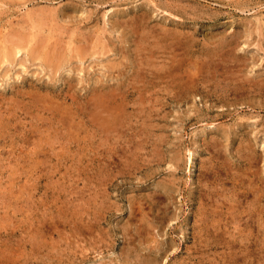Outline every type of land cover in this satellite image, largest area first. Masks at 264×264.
<instances>
[{
    "label": "rangeland",
    "instance_id": "obj_1",
    "mask_svg": "<svg viewBox=\"0 0 264 264\" xmlns=\"http://www.w3.org/2000/svg\"><path fill=\"white\" fill-rule=\"evenodd\" d=\"M0 264H264V0H0Z\"/></svg>",
    "mask_w": 264,
    "mask_h": 264
},
{
    "label": "bare ground",
    "instance_id": "obj_2",
    "mask_svg": "<svg viewBox=\"0 0 264 264\" xmlns=\"http://www.w3.org/2000/svg\"><path fill=\"white\" fill-rule=\"evenodd\" d=\"M18 50V49H17ZM20 50V49H19ZM179 67V66H178ZM178 69V68H177ZM153 73H155V72H153ZM165 74V73H164ZM196 74V73H195ZM185 88V87H184ZM176 89V88H175ZM240 192V191H239ZM235 193V192H234ZM237 194V193H236ZM242 194V193H241ZM239 195V194H238ZM236 196V195H235ZM239 196H241V195H239ZM238 196V197H239ZM237 197V196H236ZM244 197V196H243ZM240 198V197H239ZM236 201H237V199H236ZM236 204H238L239 205V203H236ZM238 205H236V206H238ZM232 206H234V205H232ZM245 206V205H244ZM238 208H240V207H238ZM241 208H242V206H241ZM244 208V207H243ZM241 210H245V209H241ZM247 210V209H246ZM244 212V211H243ZM246 212V211H245ZM240 213V212H239ZM233 241V240H232ZM245 249H247V248H245ZM241 253H244V252H241ZM237 254V253H236ZM245 254V253H244ZM238 255V254H237ZM244 256V255H243ZM246 256V255H245ZM235 257V256H234ZM247 258V257H246ZM245 258V259H246ZM261 259V258H260Z\"/></svg>",
    "mask_w": 264,
    "mask_h": 264
}]
</instances>
